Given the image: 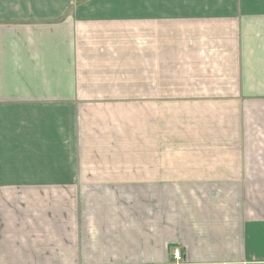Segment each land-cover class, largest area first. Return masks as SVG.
<instances>
[{
    "label": "crops",
    "instance_id": "crops-1",
    "mask_svg": "<svg viewBox=\"0 0 264 264\" xmlns=\"http://www.w3.org/2000/svg\"><path fill=\"white\" fill-rule=\"evenodd\" d=\"M224 263L264 264V0H0V264Z\"/></svg>",
    "mask_w": 264,
    "mask_h": 264
},
{
    "label": "built area",
    "instance_id": "built-area-1",
    "mask_svg": "<svg viewBox=\"0 0 264 264\" xmlns=\"http://www.w3.org/2000/svg\"><path fill=\"white\" fill-rule=\"evenodd\" d=\"M177 257L179 256L178 253H176ZM224 264H230V263H224Z\"/></svg>",
    "mask_w": 264,
    "mask_h": 264
}]
</instances>
